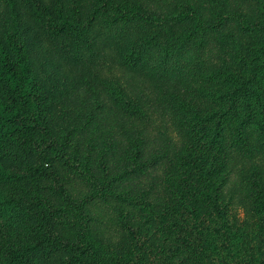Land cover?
Masks as SVG:
<instances>
[{
  "label": "rangeland",
  "instance_id": "obj_1",
  "mask_svg": "<svg viewBox=\"0 0 264 264\" xmlns=\"http://www.w3.org/2000/svg\"><path fill=\"white\" fill-rule=\"evenodd\" d=\"M238 13L262 22L264 0H0V40L13 34L31 67L43 119L18 117L0 83V264H77L62 244L79 239L128 264L141 250L144 264L264 261V132L237 145L229 118L215 143L216 120L197 124L214 73L257 37ZM210 180L220 191L206 197ZM217 206L248 243L233 258Z\"/></svg>",
  "mask_w": 264,
  "mask_h": 264
},
{
  "label": "trees",
  "instance_id": "obj_2",
  "mask_svg": "<svg viewBox=\"0 0 264 264\" xmlns=\"http://www.w3.org/2000/svg\"><path fill=\"white\" fill-rule=\"evenodd\" d=\"M6 1L10 4L14 3V0ZM237 17L239 26L255 33L257 37L250 43L244 54H239V58L235 60L234 64L230 67L219 68L214 73L218 85L216 94L212 96L215 106L212 110L205 112L204 115L198 114L197 124L200 125L199 131L204 132V129L209 130L206 126L211 121L216 120L217 130L213 132L211 139L215 143H219V137L224 135L225 128L229 126L228 119L230 118L232 142L237 145H245L248 141L246 130L256 128L264 132V20L262 22L250 20L243 13H238ZM0 83L6 93L18 96L19 104L23 107V110L17 113L18 117L36 115L38 122L43 124L41 110L35 103L38 101L34 86L36 82L33 79L31 67L15 43L13 34H8L4 41L0 40ZM119 99L128 103L123 97ZM36 105L38 108L34 110L32 106ZM39 171L41 175L52 173L46 168ZM263 184H256L259 188L254 192L253 198L260 226L264 224ZM218 190L220 191V186H214L213 181L210 180L203 188V194L210 197L212 191L218 192ZM113 197L115 200L130 204L127 198L120 193L113 194ZM7 201L0 200V217L9 210V201L8 204ZM213 211L219 221V226L212 230L222 238L220 248L224 255L233 258L239 251L247 249L248 243L243 234H239L228 222L227 212L224 209L217 206L213 208ZM136 223L139 224V222ZM141 230L142 227L139 225L138 231ZM148 232L150 233V230H146V241L144 242L151 245ZM55 240L62 241L57 236H55ZM62 245L73 250L71 260L76 261L77 264H128L122 259L123 254L119 250H115L112 254L109 251H103L91 239L90 241L79 239L75 244L73 243V247L68 243ZM225 256L221 258L223 261H226ZM139 257L140 264H144L142 250ZM226 262L230 264L228 261ZM249 262L250 264H264L263 260L249 259ZM162 264L175 263L167 259Z\"/></svg>",
  "mask_w": 264,
  "mask_h": 264
}]
</instances>
